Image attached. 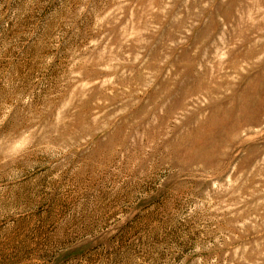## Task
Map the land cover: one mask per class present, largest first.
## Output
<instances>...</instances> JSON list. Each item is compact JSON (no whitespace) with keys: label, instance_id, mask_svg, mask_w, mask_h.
Masks as SVG:
<instances>
[{"label":"rangeland","instance_id":"obj_1","mask_svg":"<svg viewBox=\"0 0 264 264\" xmlns=\"http://www.w3.org/2000/svg\"><path fill=\"white\" fill-rule=\"evenodd\" d=\"M0 264H264V0H0Z\"/></svg>","mask_w":264,"mask_h":264},{"label":"clouds","instance_id":"obj_2","mask_svg":"<svg viewBox=\"0 0 264 264\" xmlns=\"http://www.w3.org/2000/svg\"><path fill=\"white\" fill-rule=\"evenodd\" d=\"M28 133H26V135H27Z\"/></svg>","mask_w":264,"mask_h":264}]
</instances>
